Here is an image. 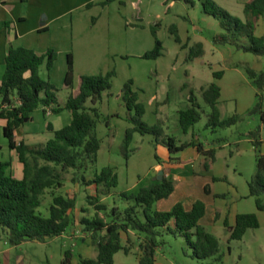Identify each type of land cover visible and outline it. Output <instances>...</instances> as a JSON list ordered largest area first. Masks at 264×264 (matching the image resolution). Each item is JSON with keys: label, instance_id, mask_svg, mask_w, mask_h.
Returning <instances> with one entry per match:
<instances>
[{"label": "trees", "instance_id": "trees-1", "mask_svg": "<svg viewBox=\"0 0 264 264\" xmlns=\"http://www.w3.org/2000/svg\"><path fill=\"white\" fill-rule=\"evenodd\" d=\"M117 1L123 5L121 0H104L100 5L104 7ZM173 1L189 7H194L198 2L202 13L213 18L222 31L214 38L215 44L227 45L256 57L264 56V38L255 36V27L264 15V0H248L243 5V18L233 16L218 7L214 0ZM156 27L157 25L150 29L154 47L142 56L145 60H155L162 56L163 47L158 40ZM169 32L175 43L181 44L175 28L170 27ZM182 48L188 50V62L203 56V45L200 43L189 46L187 42ZM55 60L56 55L51 50L39 55L29 49L12 46L5 57L0 82V121L4 122L1 134L7 141L8 148L17 153L23 166V178L17 179L12 175L9 161H0L1 236L11 247H18L23 243L45 244L65 234L73 224L71 212L75 209V199L54 197L48 207L47 217L38 210L41 208L44 192L61 188L62 174L72 171V182L94 189V195L87 197L89 206L94 208V216L82 218L80 225L90 239L96 256L94 259L79 258L77 264H113L117 253L130 254L134 241L137 242L139 252L137 263L155 264L156 252L164 245L162 238L165 235L182 238L192 259L220 261L219 240L200 225L205 214L203 202L196 201L190 210H186L182 203H177L170 211H157L156 203L172 195L174 182L163 177L161 181L141 188L137 194L129 195L116 192L118 177L113 168H103L100 172H95L91 179L85 176L87 165L95 166L101 149V141L96 135V125L100 118L96 105L102 102L105 94L109 96L113 75L81 76L74 88L73 59L68 55L64 79L68 95L65 102L60 103L59 91L50 84L48 75ZM43 65L46 78L41 76ZM246 73L258 89L264 88V71L255 73L246 69ZM213 76L219 78L221 75L213 73ZM132 85V81H128L118 95L130 113L128 118L132 124V128L125 132V145L137 133L152 137L155 149L162 146L167 148L170 156L178 155L188 145L178 146L175 138L169 136L161 125L150 127L142 122L145 109L138 101V94L133 91ZM219 97L220 89L216 84L212 83L202 90L203 101L210 109L206 129L229 128L237 121L236 117L227 121L220 120L217 108ZM189 103L186 111L179 115V125L184 134L193 130L200 121L193 93H190ZM38 109H41L44 118L66 111L70 115V123L61 129H55L47 122L46 131L52 136L44 144L16 143V130L29 121ZM250 113L260 115L261 123H264L263 97L258 96V103ZM250 136L256 153V171L247 186L250 196L255 198L257 210L264 213V155L260 149L259 128ZM209 156L213 158V154ZM154 158L159 162L157 154ZM104 196L113 198L110 208L101 203V197ZM257 219L256 215H238L228 242L240 241L248 230L257 229ZM61 264H72L71 251L64 253Z\"/></svg>", "mask_w": 264, "mask_h": 264}, {"label": "rangeland", "instance_id": "rangeland-1", "mask_svg": "<svg viewBox=\"0 0 264 264\" xmlns=\"http://www.w3.org/2000/svg\"><path fill=\"white\" fill-rule=\"evenodd\" d=\"M160 1L142 0L140 5L141 10L146 15H158L160 18L152 25L153 27L157 25V37L163 47L160 58L155 60L142 58L144 54L153 49L154 40L145 31L130 29L126 24L122 7L118 4H114L112 8L105 10L107 12L102 16L100 27L93 26L96 19L89 18L87 23L85 20L86 25L71 43L69 55L73 59L74 88L77 87L81 76L97 77L106 76L109 73L113 75L109 96L104 95L102 104L97 107L100 118L96 125V135L101 141V149L97 154L95 166L87 165L85 176L91 179L95 172H100L106 167L113 168L118 177L116 192L129 195L137 194L141 188L146 187L152 181L149 176L152 166L156 163L154 158L156 154L155 147L151 142L152 137L140 136L135 133L127 146L124 143L125 132L127 129L132 128V124L128 118L130 113H128L118 95L124 84L132 81V89L138 94V101L142 103L145 109L142 122L150 127L159 124L165 131L168 129L169 136L175 138L178 143L187 140L180 129L179 115L190 106L188 99L190 93H193L198 108L197 112L200 114V121L194 126V134L201 141L205 142L207 140L214 144L217 158L215 166L220 167L225 175L230 178V181L236 185L235 200H237V197L241 196L245 190L244 180L248 176H246L243 169L242 177L235 171L236 167L241 164V159L233 155L238 148L236 142L245 139L244 135L250 129H257L262 122L260 115H251L250 112L254 106L250 110H246L247 102H245V98L238 96V84L243 81L241 73L245 72L246 74V69L256 67L259 64L258 62L264 63V56L256 57L246 55L243 51L237 52L239 50L231 52H227L229 51L227 50L221 64L215 65L217 57L213 58L208 54L206 58L200 60L186 61L188 50L181 49L174 42L168 28L174 27L177 34L178 30L182 34V27L186 25L190 31L191 27L187 24L188 17L191 16L193 19L196 13L190 12L187 15L184 12L185 5L183 3H180L181 6L179 4L171 6V0H164L167 6L162 3L159 6L158 2ZM234 1V5L230 7L232 9H228V12L236 16V8L239 9L245 0ZM231 2L233 1L229 0V5ZM215 3L218 7L226 10L218 1H215ZM159 7L164 8V11L156 14ZM187 7L190 9L189 6ZM108 21H111V28H109ZM131 21L132 19L129 18L128 22ZM259 21L258 30L260 31L264 29V15ZM206 28L208 29V27ZM106 31H109V36L99 37L100 32ZM54 33L55 30L51 31V35L40 38V42L44 40V43L49 44L50 49L54 50L56 58L59 55L54 65V71L50 73L52 76V83L50 84L59 91V102L64 103L68 90L64 87L62 76L59 79L58 75L59 71L63 70L65 62L60 57L62 47L59 46L61 43L56 39ZM188 44L189 46L194 45L190 44L189 41ZM46 52L41 53V55ZM226 57L230 59V63L241 64L240 72L227 68ZM209 63H212V65L209 66ZM218 65L225 70V75L228 77H225L224 82V102L220 108V120L227 121L236 117L237 121L233 127L224 129L210 127L206 129L205 125L208 122L210 109L203 101L198 91V85H204L207 79L210 80L211 67H217ZM3 73L4 67L0 66V78ZM41 76L43 78L47 76L44 65L41 67ZM193 88H196V91H193ZM131 114L133 115V113ZM49 117L44 118L41 110H36L30 120L26 121L16 131L17 143H24L25 145L44 144L47 141L46 125L47 122H50ZM70 120V115L66 112L64 115L54 117L52 123L54 127L61 129L68 125ZM218 140H221V149L217 147L216 142ZM5 143L1 136L0 124V161H9L12 164L11 173L14 176H19L23 168L18 163L16 152L10 151ZM252 176L254 177V172ZM72 177V171L62 174V187L46 190L42 196L41 208L38 210L43 216L47 217L48 207L54 197L62 196L65 199H75V209L71 212L73 224L69 230L63 236L54 238L45 244L23 243L18 247H11L1 240L0 264H61L66 251H71L73 264H76L79 258H95L96 253L91 241L80 225L82 218H92L94 216V208L89 206L87 202V197L94 195V189L72 182ZM218 188L219 186L216 187V189ZM229 198H231L230 202L234 199V195L232 194ZM249 200L251 205L249 210L253 208L255 210L253 199ZM101 203L110 208L113 205V198L101 197ZM244 206H246V203H244ZM257 220L259 228L248 230L240 241L227 245L221 240V257L220 261L217 262L193 260L190 256L191 252L184 241L175 240L167 235L162 238L164 245L161 249H163V254L174 261L175 264H264V215ZM123 245L127 247L125 243ZM186 252L190 255H187ZM138 253L137 242L134 241L130 254L117 253L114 256L113 264H138L136 259Z\"/></svg>", "mask_w": 264, "mask_h": 264}, {"label": "crops", "instance_id": "crops-1", "mask_svg": "<svg viewBox=\"0 0 264 264\" xmlns=\"http://www.w3.org/2000/svg\"><path fill=\"white\" fill-rule=\"evenodd\" d=\"M103 1L104 0H0V66L4 67L5 57L7 55L9 47L11 46L13 48L29 49L39 54L50 50L54 52L53 49H50L49 44L44 43V40L40 42V38L46 35H51V31L53 32V30H55L54 34L56 35V39L61 43L59 47H62V53H60V57H62L65 62L64 68L63 70L59 71L58 76L59 79L62 76V80L64 83L67 71V56L70 54L71 43L73 39L81 33L82 28L86 25L85 22L87 23L89 18L96 19V22L93 25L94 27L96 25L100 27L102 23V16L107 12L105 10L112 8V5L114 4H118L120 7H122L123 15L126 19V24H128V27L130 29L145 31L152 36L150 29L153 27V22L159 21L160 18L158 15H146L140 8L142 0H121L123 2V5H120L117 1L107 5L106 7H101L100 3H102ZM166 1L161 0L160 2H158L159 6L161 3L165 5ZM171 1V6H175L177 4L180 5L181 3L173 0ZM214 1H218L220 5H223L225 7L227 11L228 9H232L230 7L233 6L235 2L234 0H232L233 2H231V4L229 5V0ZM247 1L248 0H245V2L240 5L239 9L236 8L237 14L235 15L237 17L243 18V5H245ZM88 5H91V7H88ZM186 7L187 5H185L184 7V12H186L187 15H189L190 12H195L196 15L193 19L191 18V16L188 17L189 20L187 24H189V26L191 27L190 31L189 29H187L188 27H186V25L182 27V34H180L178 30L179 38L181 40V44L178 45L181 49H183L182 46L185 45L188 41L190 44L200 43L203 45V56L198 59L200 60L202 58H206L207 54L211 55V57L213 58L217 57V63L215 65H217L218 63H223L224 56L226 55L227 50H229L227 52H231L233 50L237 51L233 47H229L227 45L222 46L214 43V38L220 35L222 31L218 23L213 18L205 16L202 13L201 7L198 2H196V5L194 7H190V9ZM161 11H164V8L159 7L156 14L160 13ZM129 18L132 19L131 22H128ZM108 23L109 28H111V21H108ZM258 24L255 27V36L257 38H264V29L259 31ZM206 27H208V29ZM169 29L170 27L168 28V31ZM204 35L206 38L204 37ZM107 36H109V31L100 32L99 37L105 38ZM171 37L174 40V37L172 35ZM58 57L56 58L53 67L48 74L50 83H52V76L50 75V73L54 71V65ZM198 59H195L194 61ZM229 61L230 59L226 57V63H228L227 68H232L233 71L240 72L239 69L241 64H236L234 62L230 63ZM258 63L259 64L256 67L250 68L255 73L264 71V63ZM210 65H212V63H209V66ZM220 67V65H218L217 67H211L210 80L207 79L204 85L199 84L198 91L202 96V90L207 88L210 84L213 83L219 87L220 97L218 100L217 108L221 118L220 108L224 102V82L226 75L225 70ZM213 73L220 74L221 76L219 78H215L213 76ZM246 74L245 72L241 73L243 81L238 84V96L245 98V102H247L246 110L248 111L250 110V108L255 106L256 103H258V96L264 98V88L261 90L258 89L253 84L254 82L249 78L248 75L246 76ZM192 90L196 91V88H193ZM101 104L102 102L100 104H97L96 107ZM65 113L66 111L62 112L59 115H64ZM59 115L49 117L50 123L52 125V119ZM0 124L2 129V127L4 126V122L0 121ZM54 128L58 129L56 127ZM257 128H259L260 149L264 155V123H260ZM194 129L195 128H193V130H189L186 134H184L181 129L182 134L187 138V140L185 142H177V144L188 146L184 148L178 155L174 157L170 156L167 148L162 146H158L155 149V152L159 158V162L156 161V163L152 166V170L149 176L152 178V181L150 183L158 181V173L162 171L163 177L174 182L175 184L172 195L166 200L157 202L155 205L156 209L160 212H167L170 211L175 204L182 203L186 210H190L192 205L196 201H201L205 205V214L200 220V225L205 227L209 233L214 235L219 240V244L221 243V240L227 243V245L233 242H238H228L231 229H233V227L235 226V219L237 218V216L240 214H256V217L260 219L264 215V213L257 210L256 206L255 210L254 208L249 210V206H251L249 203V199L252 198L254 201L255 198L250 196L247 185L253 178V172L255 175L256 171V153L252 145L253 139L250 134L256 129H250L244 135L245 139L236 142V146L238 148L237 151L233 153L234 156H238L241 159V166L238 165L235 171H237L238 175L242 177L243 169L246 172V176H248L244 180L245 190L242 192L241 196L237 197V200H235L237 194L236 185L230 181V178L225 175L220 167L215 166L217 158L215 148L213 147L214 144L207 140L205 142L201 141L199 137L195 136ZM168 132L169 130L167 129L166 133L168 134ZM46 134L48 141L49 139H51L52 135L47 131ZM16 138L17 133L15 132V139ZM221 140H218L216 142V144H218V149H221ZM4 141L6 142L5 144L8 147L7 141L5 139ZM198 147L200 148V150ZM210 154H213V158L209 156ZM18 163L20 164L19 160ZM14 177H16L17 179H22L23 169L19 176ZM220 184L222 185L220 186ZM217 186H219L218 189H216ZM232 194L234 195V199L229 202V200L231 199L229 197H231ZM244 203H246V206H244ZM239 204L241 205L239 206ZM174 239H180L184 241L182 238ZM1 240L9 245L0 233V241ZM186 254L190 255L187 252ZM206 261L215 262L214 259H209ZM155 264H175V262L172 261L169 257L165 256L163 254V249L160 248L156 252Z\"/></svg>", "mask_w": 264, "mask_h": 264}, {"label": "water", "instance_id": "water-1", "mask_svg": "<svg viewBox=\"0 0 264 264\" xmlns=\"http://www.w3.org/2000/svg\"><path fill=\"white\" fill-rule=\"evenodd\" d=\"M162 179H163V172L161 171V172L158 173L157 180L161 181Z\"/></svg>", "mask_w": 264, "mask_h": 264}]
</instances>
